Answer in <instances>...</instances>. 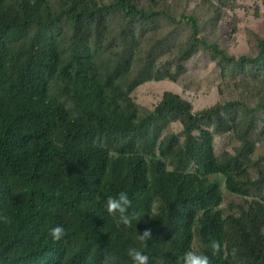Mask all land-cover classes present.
Returning a JSON list of instances; mask_svg holds the SVG:
<instances>
[{
    "label": "trees",
    "instance_id": "obj_1",
    "mask_svg": "<svg viewBox=\"0 0 264 264\" xmlns=\"http://www.w3.org/2000/svg\"><path fill=\"white\" fill-rule=\"evenodd\" d=\"M166 1L67 0L55 12L47 0H0V264H133L130 248L147 255L149 264H182L193 249L195 224L199 254L210 264H264V163L253 161L257 144L251 140L261 125L264 136V83H254L253 104L231 100L197 113L180 95L165 92L140 117L124 86L130 91L156 79L152 64H143L131 81L133 49L123 43L112 60L97 63L90 46L113 16L121 19L119 36L131 44L140 29L158 27L162 18L178 23ZM212 8L218 26L221 9ZM184 19L191 34L174 46L177 71L166 74L172 81L200 51L209 52L225 81L254 70V78H261L264 38L257 37L256 57L236 58L201 36L195 16ZM64 23L71 31L68 43ZM32 28V37L20 43ZM55 77L62 79L76 115L50 96ZM175 121L183 127V141L174 134L161 141ZM225 133L240 145L221 162L214 135ZM162 157L171 159L173 171ZM191 164L225 176L228 191L253 198L248 208L224 217L219 181L190 172ZM121 192L131 200V226L106 209L108 197ZM57 226L65 235L54 241L49 232ZM146 229L152 238L140 241ZM214 240L222 246L215 255Z\"/></svg>",
    "mask_w": 264,
    "mask_h": 264
},
{
    "label": "rangeland",
    "instance_id": "obj_2",
    "mask_svg": "<svg viewBox=\"0 0 264 264\" xmlns=\"http://www.w3.org/2000/svg\"><path fill=\"white\" fill-rule=\"evenodd\" d=\"M47 1L55 12L64 8L67 2V0ZM97 1L102 4L112 2V0ZM166 4L171 7V13L178 23L162 18L158 27L147 26L140 29L135 42L131 44L129 39L123 40L119 36L121 19L118 16H113L108 22L107 29L94 35L90 42L97 63L112 60L114 53L122 47L123 43L133 49L136 59L130 76L131 81L136 78L143 64H152L156 79L142 81L130 91L127 89V85L124 86L137 105L139 116L144 117L152 112L161 101L163 94L169 91L189 101L195 113L231 100H244L253 104L252 98L258 96L255 94L258 85H254V83H264V71H261L263 75L259 79L254 78L259 70H254L244 75L230 76L225 81L220 67L212 60L209 52L200 51L185 62L186 70L176 81H172L166 74L177 71L173 63L176 53L175 44L184 42L191 34V22H187L184 17L195 16L200 22L201 36L208 39L209 42H217L228 54L236 58L256 57L258 54L257 37L264 38V0H167ZM212 6L221 9L222 19L218 26L212 20L211 11L214 10ZM61 30L68 43L71 36L69 26L64 23L61 25ZM34 31L35 28H32L20 43L32 37ZM165 36L169 37L168 42L164 45H157V41ZM63 87L64 83L61 78H53L50 83V96L63 102L65 107L73 115H76L73 104L63 93ZM262 130L263 125L251 136V140L257 144V151L252 159L254 162L262 160L264 163ZM171 134L178 136L181 142L183 141V127L180 122L175 121L166 126L160 140H164ZM194 135L199 137L200 132L196 131ZM239 145V141L232 133L214 135V150L221 162H226ZM156 155H160L159 149L156 150ZM162 160L170 171L175 169L170 158L162 157ZM189 171L200 177L219 181L223 197L220 210L224 217L231 214L238 215V207L243 206L247 209L248 203L253 200V198H244L228 191L225 176L208 173L202 164H191ZM250 174L256 178L257 168L251 167ZM159 206L160 203L157 201L154 204V212L158 211ZM194 230L192 251L199 254L200 242L196 224Z\"/></svg>",
    "mask_w": 264,
    "mask_h": 264
},
{
    "label": "clouds",
    "instance_id": "obj_3",
    "mask_svg": "<svg viewBox=\"0 0 264 264\" xmlns=\"http://www.w3.org/2000/svg\"><path fill=\"white\" fill-rule=\"evenodd\" d=\"M131 207V200L126 192L119 193L118 197H108L106 201V209L109 214H120V221L127 226H131L132 219L135 218L134 214L129 215L128 210ZM49 235L54 241H59L65 235V230L61 226L52 228ZM152 238L150 229H146L143 233H139L138 239L140 241L149 240ZM211 249L213 255L218 254L222 250V246L218 241H212ZM236 249L232 250L233 256L236 254ZM128 255L131 257L133 264H149V257L143 254L136 248H130ZM183 264H210L209 258L206 255L197 254L195 251L189 250L184 254Z\"/></svg>",
    "mask_w": 264,
    "mask_h": 264
}]
</instances>
